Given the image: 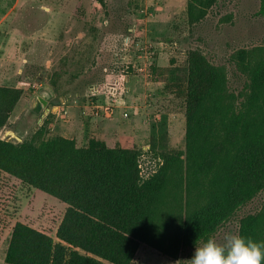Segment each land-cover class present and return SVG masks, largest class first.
<instances>
[{
  "label": "rangeland",
  "instance_id": "obj_1",
  "mask_svg": "<svg viewBox=\"0 0 264 264\" xmlns=\"http://www.w3.org/2000/svg\"><path fill=\"white\" fill-rule=\"evenodd\" d=\"M185 6L186 0H0V86L23 92L0 138L20 142L64 134L78 147L89 139L135 147L142 177L157 164L150 137L165 132L166 148L183 154V85L175 77L185 53L197 49L222 67L238 105L247 84L239 63L264 48L263 0H216L191 26ZM35 96L46 102L40 113L31 108ZM262 201L260 193L212 238L223 242L225 233L237 234L239 219L257 212ZM64 209L0 172V264L15 223L57 242ZM139 246L130 264H187L195 251L183 250L174 260Z\"/></svg>",
  "mask_w": 264,
  "mask_h": 264
},
{
  "label": "trees",
  "instance_id": "obj_2",
  "mask_svg": "<svg viewBox=\"0 0 264 264\" xmlns=\"http://www.w3.org/2000/svg\"><path fill=\"white\" fill-rule=\"evenodd\" d=\"M215 2L186 0L187 25L201 21ZM253 55L239 63L247 84L235 105L223 68L197 49L185 53L175 77L183 85L184 151L167 149L165 132L150 137L157 164L146 177L135 147H107L97 139L78 147L61 136L0 138V172L65 206L57 242L15 223L4 263L130 264L140 244L175 260L260 193V209L239 219L237 234L264 242V48ZM22 94L0 86V130Z\"/></svg>",
  "mask_w": 264,
  "mask_h": 264
},
{
  "label": "clouds",
  "instance_id": "obj_3",
  "mask_svg": "<svg viewBox=\"0 0 264 264\" xmlns=\"http://www.w3.org/2000/svg\"><path fill=\"white\" fill-rule=\"evenodd\" d=\"M222 240L209 238L196 246L187 264H264V242L231 232L225 233Z\"/></svg>",
  "mask_w": 264,
  "mask_h": 264
},
{
  "label": "water",
  "instance_id": "obj_4",
  "mask_svg": "<svg viewBox=\"0 0 264 264\" xmlns=\"http://www.w3.org/2000/svg\"><path fill=\"white\" fill-rule=\"evenodd\" d=\"M45 104L46 102L42 98L35 96L31 108L35 113H40L43 110Z\"/></svg>",
  "mask_w": 264,
  "mask_h": 264
},
{
  "label": "crops",
  "instance_id": "obj_5",
  "mask_svg": "<svg viewBox=\"0 0 264 264\" xmlns=\"http://www.w3.org/2000/svg\"><path fill=\"white\" fill-rule=\"evenodd\" d=\"M62 106V105H61ZM61 106H58L59 108H62ZM64 109V108H63ZM59 136H61V137H64V138H68V137H66L64 134H60ZM71 139V138H70ZM59 223V222H58ZM58 225V224H57ZM57 227V226H56ZM42 232V231H41ZM140 247V246H139ZM138 247V248H139Z\"/></svg>",
  "mask_w": 264,
  "mask_h": 264
}]
</instances>
